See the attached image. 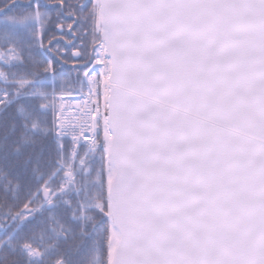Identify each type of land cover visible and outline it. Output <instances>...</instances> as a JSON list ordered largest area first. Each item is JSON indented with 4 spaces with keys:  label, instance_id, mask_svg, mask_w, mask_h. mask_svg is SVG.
Masks as SVG:
<instances>
[{
    "label": "snow or ice",
    "instance_id": "snow-or-ice-1",
    "mask_svg": "<svg viewBox=\"0 0 264 264\" xmlns=\"http://www.w3.org/2000/svg\"><path fill=\"white\" fill-rule=\"evenodd\" d=\"M0 264H264V0H0Z\"/></svg>",
    "mask_w": 264,
    "mask_h": 264
}]
</instances>
